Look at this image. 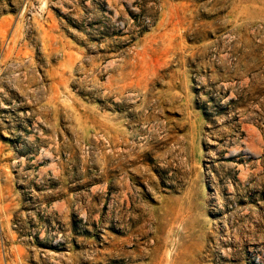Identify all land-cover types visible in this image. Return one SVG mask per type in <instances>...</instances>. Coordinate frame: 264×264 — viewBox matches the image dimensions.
Segmentation results:
<instances>
[{
    "label": "rangeland",
    "instance_id": "obj_1",
    "mask_svg": "<svg viewBox=\"0 0 264 264\" xmlns=\"http://www.w3.org/2000/svg\"><path fill=\"white\" fill-rule=\"evenodd\" d=\"M0 264H264V0H0Z\"/></svg>",
    "mask_w": 264,
    "mask_h": 264
}]
</instances>
